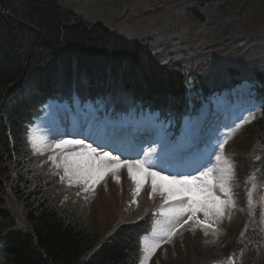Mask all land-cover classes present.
I'll use <instances>...</instances> for the list:
<instances>
[{
	"label": "trees",
	"instance_id": "16d2710c",
	"mask_svg": "<svg viewBox=\"0 0 264 264\" xmlns=\"http://www.w3.org/2000/svg\"><path fill=\"white\" fill-rule=\"evenodd\" d=\"M61 1L0 0V264H137L147 214L129 215L102 235L59 204L52 178L29 155V116L50 97L71 90L85 98L129 93L144 104L172 105L181 114L186 86L206 96L246 80L264 100V60L249 46L252 36L264 39V27L249 35L264 0L259 6L256 0H184L178 20L168 16L158 23L157 42L155 35L129 37L88 20ZM149 42L159 43L169 64ZM178 48V57L170 58ZM207 56L215 68L199 63ZM243 128L249 142L242 143L247 152L239 169L249 167L262 178L264 105ZM241 246L246 252L241 264H264V245L254 236ZM191 253L168 264L211 259L201 258L198 246Z\"/></svg>",
	"mask_w": 264,
	"mask_h": 264
},
{
	"label": "rangeland",
	"instance_id": "374dc122",
	"mask_svg": "<svg viewBox=\"0 0 264 264\" xmlns=\"http://www.w3.org/2000/svg\"><path fill=\"white\" fill-rule=\"evenodd\" d=\"M259 1L263 0H256V6L260 5ZM62 2L74 11L79 12L88 20L96 21L102 19L109 25H115L120 28V31L129 37H137L142 34L155 35L152 38L157 42V39H162L161 34L155 30L159 27L158 23L164 20L169 21L171 18L174 21L178 20L182 16L183 10L181 9V5L184 3V0H62ZM260 7L261 14L257 16L259 22L254 27L252 25L249 26V28H251V30H249V35L255 32L258 34V29L264 27V7L261 5ZM168 16L171 18L167 19L166 17ZM182 33V30H180L178 33H175V36L180 38ZM204 40L205 39H202V42H204ZM197 42L200 46L203 45L200 40ZM253 42L261 44V40L256 37L250 38L249 46L255 51L251 52L253 55H257L256 57L264 60V44L262 43L261 48L258 49ZM148 44L152 47L154 52H160V61L162 63L168 61L169 58L166 56L165 52L161 50L159 43L149 42ZM237 48L238 46L235 48L234 52L237 51ZM178 55L179 48L172 52L170 58H176ZM208 59L209 56L205 57L204 60H200L199 63L205 65L209 64L211 67H214L213 60L207 61ZM214 71H216V69ZM201 74L203 73L201 72ZM238 88L242 91V93L240 92V98H242L243 93L248 94V92L242 88V85ZM188 93H190L191 97L194 96L190 90ZM240 101H242V99H240ZM209 104L210 102L206 105ZM213 104L222 108L223 111H230V105H228L223 97L214 100ZM66 108L70 109L69 107ZM62 109L63 108L57 105L52 106V103H48L42 117L38 120L35 119L31 134L27 139L31 154L38 156L37 154L42 155L47 153L46 156L39 159V161H41L36 164L37 166L39 165L46 177L52 178L54 183L53 195L54 198H58L59 204H67L68 208L74 209L80 217L97 231L98 234L103 235L111 225L126 219L127 216L131 215L134 218H139L151 207H155L159 202L163 203L162 206H159L161 208L156 211L153 217V224L149 234L142 239V251L139 256V264H168L176 260L184 261L185 256H190L192 254L191 251L194 250L196 246H198V251L202 254L201 258L204 256L211 258L208 264L214 261L216 262L213 264H241L244 259H246L245 249L242 251L239 249L242 242L246 245L249 243L250 237L254 236V238L260 237L256 242L260 243L261 246L264 245V232L260 230V227L264 229L263 194L255 197L252 202H248L252 207L258 206L259 211L256 221L252 219L251 214L247 213V209L244 208L243 205H239L232 215L231 210L224 208L225 204L233 205L235 202L230 194V190H233L232 187L236 183L233 168L231 169V166L229 167V159L225 156L220 160L221 168L217 170L216 173L211 172L208 178L211 180V184L209 185L210 191L212 189V183H217L219 185L222 194V198H219L223 200L221 205L223 215H217L213 211L210 212L207 220L203 210L197 211L194 215L191 211H187L185 212V217L181 221L173 225L169 224V216L165 215V213L171 209L173 202L169 201L165 203V198L160 194L159 189H157L156 193H152L150 178L145 180L142 184L139 194H135L136 184L129 178L126 168H120L116 170L115 173L112 171L107 172L102 178L98 179L94 185L91 181L85 182L84 180H77L75 177H72L70 180L69 176H65L64 172L65 158L74 153L87 151L90 147L83 144L68 145L64 149H56L54 147L60 140H71L70 137L66 135L58 136L60 133L63 134L62 129L59 128V126H62L61 120L64 119V110ZM235 109L239 114L243 113L239 105L231 109V111H233L232 113H235ZM203 110L204 108H201L199 114L197 113L194 116H190L183 121L178 140L170 142L173 143L175 150H179L183 144H190L189 138L192 136V133L188 135L184 134L185 131L183 128H186L188 125L191 126L193 121L198 120ZM240 118L241 116L238 117V121ZM147 121H149L147 118L142 119V126L144 122L148 125ZM56 122L58 123V128H56ZM149 122L151 123V129L157 133V143L151 147L150 153L156 160L154 161V165L160 166L161 168H156L148 161L144 162L145 166L150 171L160 172L161 175L175 177L176 179L181 177L166 172V166L169 163L159 161V149L165 142L166 137L161 135L157 128L158 125L154 123V120L150 119ZM77 128L78 124L76 126V129ZM212 129L214 131H211V135H221V131L219 133L216 128ZM69 133L73 135V130H69ZM77 137L78 136H72L74 140H82ZM252 137L253 135L251 138ZM212 138H215L216 142L218 141L217 135L212 136ZM237 142L240 141L238 140ZM205 143L207 145L202 148V158L197 156V166L201 165L199 169L193 175H186L180 179L185 177H197L199 178L198 182H202L203 177H201V173L209 169L215 170L216 163H214L211 168H208L209 165L207 164H202L203 159L207 161L210 160L209 155L205 153L211 148L212 143L211 141H206ZM102 150L107 151V149H100L97 150L98 152L95 151V155H102L104 153ZM240 150H243V148ZM108 153L111 156L118 157L121 161L127 159L123 158L117 152L113 154L110 152ZM168 155L172 163L178 158L174 153ZM135 160H137V157L129 159V161ZM108 163H111V161ZM57 165H59V167ZM177 165L179 166V164ZM184 167L187 169V165ZM114 177H118V180ZM222 182L224 183L223 189H221ZM238 188L239 187H236L235 190ZM249 190L256 191L257 188L251 186ZM184 207H188L187 196H185ZM189 216H191L192 219L189 220ZM186 220L188 222L184 223ZM197 220L207 223L210 229L208 231L201 230L194 224ZM251 221L258 222L255 229L252 228ZM180 225L183 226L180 227ZM173 229H175V232L169 239L166 233L171 232ZM205 233H207V235H205ZM156 244L159 246L152 252L151 248ZM252 260L253 257L246 263H250Z\"/></svg>",
	"mask_w": 264,
	"mask_h": 264
},
{
	"label": "snow or ice",
	"instance_id": "6c2138e0",
	"mask_svg": "<svg viewBox=\"0 0 264 264\" xmlns=\"http://www.w3.org/2000/svg\"><path fill=\"white\" fill-rule=\"evenodd\" d=\"M82 140H60L54 145L56 149H64L68 145H82ZM226 143V141H225ZM220 148H224V143L220 144ZM95 149L89 148L87 151L74 153L65 158L64 172L65 176H69L71 180L75 177L77 180H84L85 182L91 181L94 185L96 181L102 178L107 172L113 173L120 168H126L129 178L135 182L136 189L135 194H139L142 184L145 180H151L152 193H156L159 189L160 194L164 196L165 203L169 201H180L182 197H188V207L180 209H169L165 215L169 217L178 216L183 212L191 211L193 215L197 211L203 210L204 216L207 220L210 212H215L217 215H223L222 201L219 197L213 196L209 185L211 180L208 179L212 169L201 173L203 177L202 182H198L197 177L183 179H176L175 177L161 175L160 172L150 171L145 163L141 160L129 161L128 159L120 160L118 157L111 156L108 152H104L102 155H95ZM216 159L221 160V156H217ZM111 161V163H108ZM59 167V165H57ZM230 167V165H229ZM134 168L143 175L138 176L133 170ZM71 173V175H70ZM118 180V177H114ZM63 179V177H62ZM224 183H221V189H223ZM151 198V193H150ZM192 219L189 216V220ZM188 221H184L187 223ZM197 223H200L199 221ZM183 225H180L182 227ZM207 226V224H205ZM175 229L166 233L168 238L174 234ZM207 235V233H205ZM159 245H153L151 251L154 252L155 248Z\"/></svg>",
	"mask_w": 264,
	"mask_h": 264
},
{
	"label": "bare ground",
	"instance_id": "6f19581e",
	"mask_svg": "<svg viewBox=\"0 0 264 264\" xmlns=\"http://www.w3.org/2000/svg\"><path fill=\"white\" fill-rule=\"evenodd\" d=\"M262 43L264 44V39H261V44H259L258 42H253V44H254L258 49L261 48ZM157 58H158V57H157ZM158 59L160 60V58H158ZM164 64H169V62L166 61ZM167 66H169V65H167ZM71 94H72V93H71ZM72 95H73V94H72ZM71 98H72V99L76 98V100L80 101L77 95H74V97H71ZM97 107H98V108H103V107H105V105L100 104V105L97 106ZM36 112H37V111L35 110V111L29 116V118H30L31 120H33V121H35ZM72 112H77V113H78L79 110H78V109H72ZM204 112H205V114H204V117H205V118H204V122H203L202 125L199 126V129H200L201 132H204V133H205V132L208 130V128H209V130H213V129H212L213 126H215V125H216V126H219V125H220L219 122L217 121V119L214 120V117H217V116H219V115H222V114H223V110H222V109H212V110H209L208 108H205ZM83 116L89 118V115L83 114ZM112 119H113V120H116V119H117V116H116V115L112 116ZM213 120H214V122H213ZM220 121H221V119H220ZM61 123H62V129H63L64 131H66L67 128H68V123H67V122H64L63 120L61 121ZM206 128H207V129H206ZM213 131H214V130H213ZM76 133H77L79 136H81V137H85V135H87V138L85 137V140H88L89 142H91V141L94 142V141H97V140H98L97 136H94V134L91 133V132L89 131L88 126H83V127H81V129L78 130ZM205 134H206V133H205ZM156 135H157V133H155V132L153 131L152 133L149 134V136H143V137L141 136L139 140L143 141V140L149 139V138H151V137H156ZM105 138H106L107 140H110V137H109V136H105ZM121 139H122V137H121ZM129 140H130V139H129ZM246 141H247V139H246ZM97 142H98V141H97ZM117 143H119V142H117ZM133 171H134L135 173H137L138 176L143 175V173L138 172V170H136L135 168H134ZM218 178H220V177H218ZM255 197H257V196H254V195H252L251 193H247V194H246V201H247V202H250V201L252 202V200H253ZM184 200H185V197H182V199H181L180 201H173V205L171 206V209H180V208H184ZM171 202H172V201H171ZM184 217H185V212H183V214L178 215V216L169 217V224H172V225H173V224H175L176 222L181 221ZM198 221H199L200 223H197ZM194 224H196V225H197L201 230H203V231H208V230L210 229L209 225H208L207 223L201 221V220H197V221H195ZM205 224H207V226H205ZM98 238H99V237H98Z\"/></svg>",
	"mask_w": 264,
	"mask_h": 264
}]
</instances>
